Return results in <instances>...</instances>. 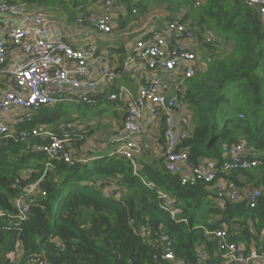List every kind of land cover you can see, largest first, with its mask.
<instances>
[{"label": "trees", "instance_id": "1", "mask_svg": "<svg viewBox=\"0 0 264 264\" xmlns=\"http://www.w3.org/2000/svg\"><path fill=\"white\" fill-rule=\"evenodd\" d=\"M19 1L61 7L74 19L76 7L90 0ZM120 1L134 18L150 5L167 3L170 8L169 4L180 1L198 8V13L177 10L179 16L167 19L179 17L216 38L207 47L212 61L186 81L180 99L187 106L191 132L178 148L187 150L189 163L215 159L219 169L225 161L223 143L242 142L247 150H264V17L258 3ZM72 123L68 110L57 103L41 107L25 127L40 124L55 133L63 128L74 142L79 131ZM45 141L0 138V264H10L7 255L16 251V242V264L31 262L34 254L52 264H226L217 253L218 238L205 235V229L225 230L228 241L242 243L246 253L251 252L252 243L256 252L264 249V197L253 208L246 200H218L215 188H210L213 183L181 184L178 175L165 170L162 157L151 163L143 160L144 155L134 157L136 167L124 157L105 152L71 166L33 150ZM238 176L247 181L240 182ZM217 178L242 188H264V166L218 170ZM31 185L35 187L30 210L16 224L11 221L18 213L11 198ZM159 190L174 203V217L163 209ZM145 230L150 232L147 237L142 234ZM59 242L64 244L62 250ZM199 247L207 255L202 263L195 261ZM164 248L172 251L173 262L164 260Z\"/></svg>", "mask_w": 264, "mask_h": 264}, {"label": "built area", "instance_id": "2", "mask_svg": "<svg viewBox=\"0 0 264 264\" xmlns=\"http://www.w3.org/2000/svg\"><path fill=\"white\" fill-rule=\"evenodd\" d=\"M115 2L116 0H101V12H88L84 4L76 7L75 23L86 27L83 30L84 37H89L91 31L97 34H110L113 31L112 14ZM251 3L254 2L249 1V4ZM196 5H199V1ZM258 5V11L264 17V4ZM39 7L26 5L19 0L0 2V12L16 19L6 39H0V90H4L0 94V113L18 110L13 114L11 123L0 120V138L19 141L41 137L46 141L34 146V151L41 150L47 158L61 159L73 166L84 163L85 160L76 156L75 143L70 140L68 132L61 128L60 132L55 133L40 124L31 128L25 126L34 120L35 113L44 106L61 102L95 104L94 92L97 84L102 79L110 77L112 72L103 65L99 68L98 74L93 75L89 60L97 54V48L90 47V51L86 53L74 47L63 35L52 33L49 26L44 23ZM132 13L136 14L137 8H133ZM198 30L179 17H173L165 20L161 27L144 32L134 41L125 64L140 60L144 69L151 73V77L141 83L136 91L121 85L115 92L107 95V101L118 111L122 110L119 115L121 129L117 132V146L113 153L134 164V157L142 150L135 137L159 120L163 137L162 158L167 172L178 175L181 184L217 181L214 187L218 200H246L249 207L253 208L258 200L264 197V188L238 187L231 180L217 178V172L264 166V158L258 159L259 155H250L242 142L223 143L221 152L225 161L218 169L215 159L189 163L187 150L178 148L179 143L188 137V131L174 123L185 83L212 61V56L207 53V47L216 42L213 34ZM11 47L20 49L24 57L12 67H8ZM157 73L164 77L157 76ZM52 83L57 87L66 86L72 91L85 86L90 92L78 96L73 92L66 96L54 95L47 87ZM145 109L149 114H144ZM34 187L35 185H31L11 198V203L18 212L17 217L11 220L14 223H21L26 218L32 204L31 194ZM158 194L163 201V209L174 217V203L169 201L163 191L159 190ZM142 234L147 237L150 232L145 230ZM205 235H214L218 238L217 250L226 264H250L256 258L264 261V250L261 253L256 251L246 253L242 243L228 241L227 232L223 229H205ZM18 247L19 243L16 242V251H11L7 255L10 264H16ZM63 248L64 244L59 242V249ZM163 258L166 262H173L174 256L169 248H164ZM206 259L205 251L197 249L195 261L202 263ZM27 264L52 263L42 255L34 254L31 262Z\"/></svg>", "mask_w": 264, "mask_h": 264}, {"label": "crops", "instance_id": "3", "mask_svg": "<svg viewBox=\"0 0 264 264\" xmlns=\"http://www.w3.org/2000/svg\"><path fill=\"white\" fill-rule=\"evenodd\" d=\"M1 1L2 0H0V2ZM86 6L88 12H101L102 9L101 0H90ZM150 7L154 9L156 8L153 5H150L144 12L137 14V16L134 18V16L132 17L129 15V11L126 9L124 3L120 0H116L112 14L114 26L113 31L110 34H97L91 31V35L89 37L83 36V30L86 27L83 28L75 23L77 10L74 11V19H71V16H69L68 12L63 10L61 7L52 5H48L43 8L41 6L39 7L41 9L44 23L49 26L52 33L63 35L74 47L85 51L86 53L90 51V47L95 46L97 48V54L93 55L94 57L89 60L93 75H97L99 68L103 65L107 66L112 72L110 77L102 79L97 84L96 91L94 92L96 103L92 105H97L104 101L107 102L112 108L113 118L105 120L103 119L102 123H105V126L99 130L94 126L89 127L90 131L89 129L83 128L84 124L88 125L91 124V122H84L81 124H76L73 122L71 124V127L76 130V132L79 131L74 141V151L76 156L85 160L84 163L90 162L92 159H94L95 155H102V151L107 147L114 145L117 146L116 136L117 132L121 129L119 115L122 110L118 111L111 102L107 101V95L109 93L115 92L121 85H125L131 90L136 91L141 83L145 82L149 77H151V73L144 69L140 60L125 64L126 57L130 52L134 41L142 36L144 32L161 27L165 20H167L168 16L180 15L177 12L168 14L166 9L164 10V13H161V10L159 9L152 11ZM15 23L16 19H13L12 17L4 15L0 12V39H6L9 29ZM23 57L24 55L20 49L11 47L9 51V59L7 61L8 67L15 65ZM157 76L162 78L164 77L161 73H157ZM47 87L54 95L66 96L67 94L73 92L75 96H78L79 94H88L90 92L85 86H82L77 91H72L66 86L57 87L53 83L49 84ZM3 91V89L0 90V94L3 93ZM60 104H63V106H70V108L79 104L88 106V104L81 102H61ZM16 112H18V110L13 109L9 113H0V120L11 123L12 116ZM68 114L72 119L78 115L77 112H73L72 110L68 111ZM144 114H149V111L145 109ZM188 115L189 112L187 111L186 104L183 101H180L178 103L177 111L174 117V123L177 127L183 126L189 134L191 132V128L190 118ZM108 128H110V131L106 132L102 137V134L106 130H109ZM95 131L101 133L100 138L98 135H95ZM86 132L88 133L86 134ZM135 138L142 146L141 152L135 157L140 158L145 155L143 160L147 163H151L155 159H161L163 152V137L161 122L159 120H156L153 126L145 128L144 131ZM77 141L81 142L78 146H76ZM248 150L251 151L248 152ZM248 150L246 149L248 153H251L250 155H260L264 153V150ZM113 151L107 150L105 152L111 153ZM149 155L151 157H149ZM203 159L208 158H201L200 161ZM136 165L137 162L134 160V166ZM246 178L247 177L238 176L240 182L247 181ZM216 183L217 181H215L210 188H215L214 185ZM175 211L176 209H174V212ZM263 234L264 227L261 230V235ZM201 246L203 247V245ZM250 248L251 252L255 251L253 243L251 244ZM217 253L220 258L218 250ZM220 260L222 259L220 258ZM250 264H264V261L256 258L253 259Z\"/></svg>", "mask_w": 264, "mask_h": 264}, {"label": "rangeland", "instance_id": "4", "mask_svg": "<svg viewBox=\"0 0 264 264\" xmlns=\"http://www.w3.org/2000/svg\"><path fill=\"white\" fill-rule=\"evenodd\" d=\"M166 5H167V3H166ZM166 5L164 3L162 5H153V6L156 7L155 9L161 10V13H164V10L166 9L168 11V14L169 13L170 14L173 13L172 10L175 11V13H176L177 10H179L180 12H183V13H188L189 11H192L193 14H196L199 11L198 8L191 7L189 5H185L184 3L180 2V1H177V2L175 1V2H172V4H169L170 8H167ZM178 8H180V9H178ZM150 9H152V11L155 10L154 8H151V7H150ZM102 103H99L97 105H91V106H85L83 104H79V105L73 106L74 108L73 107L70 108V106L65 105V108L68 111L72 110L73 112L74 111L77 112V114H78L77 117H75L73 119L74 123L81 124V123H84V122H91V124H88V125L84 124L83 128L89 129V131H90L89 127L94 126V127H96L99 130L103 126H105V123H102L103 119L105 120V119H112L113 118V111H112V108H111L110 104H108L105 101L102 102ZM108 129L109 130H106L102 134V137H103V135L106 132L110 131V128H108ZM87 133L88 132H86V134ZM95 135H98L99 138L101 137V133H99L97 131H95ZM115 147H116V145L107 147L106 149H104L102 151V153L107 151V150H112L113 151V150L116 149ZM144 156H143V158H144ZM149 157H151V156L149 155Z\"/></svg>", "mask_w": 264, "mask_h": 264}, {"label": "water", "instance_id": "5", "mask_svg": "<svg viewBox=\"0 0 264 264\" xmlns=\"http://www.w3.org/2000/svg\"><path fill=\"white\" fill-rule=\"evenodd\" d=\"M252 1L254 3H258V4H264V0H249Z\"/></svg>", "mask_w": 264, "mask_h": 264}]
</instances>
